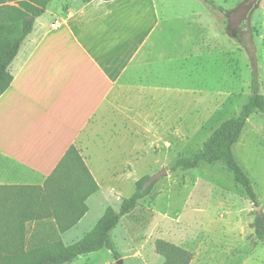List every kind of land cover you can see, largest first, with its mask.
Here are the masks:
<instances>
[{"label": "rangeland", "instance_id": "rangeland-1", "mask_svg": "<svg viewBox=\"0 0 264 264\" xmlns=\"http://www.w3.org/2000/svg\"><path fill=\"white\" fill-rule=\"evenodd\" d=\"M161 1L171 12L191 16L185 22L192 28L191 44L174 51L175 60L161 67L167 72L166 90L159 92L152 107L144 104L142 119L135 123L131 120L135 115H123V178L113 179L110 192L91 199L88 215L62 240L65 245L80 240L107 207L119 211L137 181L166 170L168 175L155 182L150 195L112 232L123 264H163L155 252L158 239L191 252V264H264V243L252 228L257 207L231 173L206 163L188 171L170 170L179 158L194 154L224 121L239 114L251 94L254 68L264 95V0L251 19L254 63L238 37L228 31L226 12L245 0H210L225 12L211 10L203 0ZM57 8H61L57 2L50 6L54 12ZM233 154L252 181L264 214V114L248 120ZM28 228L29 239L34 224ZM71 264H117V260L103 249Z\"/></svg>", "mask_w": 264, "mask_h": 264}, {"label": "crops", "instance_id": "crops-1", "mask_svg": "<svg viewBox=\"0 0 264 264\" xmlns=\"http://www.w3.org/2000/svg\"><path fill=\"white\" fill-rule=\"evenodd\" d=\"M54 2L61 4L55 12ZM189 20L161 0H53L8 67L0 185L43 186L75 146L96 194L110 192L112 180L123 178V115L137 123L144 104L165 92L161 67L190 46Z\"/></svg>", "mask_w": 264, "mask_h": 264}, {"label": "trees", "instance_id": "trees-1", "mask_svg": "<svg viewBox=\"0 0 264 264\" xmlns=\"http://www.w3.org/2000/svg\"><path fill=\"white\" fill-rule=\"evenodd\" d=\"M1 1L0 96L13 81L9 65L32 32L36 18L45 13L53 0H9L16 1L17 5ZM203 1L211 10L225 12L212 1ZM260 87L258 72L254 70L251 94L239 114L224 121L194 154L179 158L170 170H193L202 163L221 165L258 207L252 181L235 159L233 147L248 120L255 114H264ZM148 179L147 176L137 181L134 193L123 199L119 211L107 207L94 228L70 245L64 244L62 235L82 220L88 212L87 200L100 190L75 146L69 148L43 186L0 185V264H71L80 256L103 249L110 251L115 260L121 259L112 232L123 217L130 215L150 195L155 182L144 188ZM30 224H34V230L28 239ZM252 228L256 238L264 243V214L256 216ZM155 252L164 259L163 264H191L193 260L191 252L163 239L156 240Z\"/></svg>", "mask_w": 264, "mask_h": 264}, {"label": "water", "instance_id": "water-1", "mask_svg": "<svg viewBox=\"0 0 264 264\" xmlns=\"http://www.w3.org/2000/svg\"><path fill=\"white\" fill-rule=\"evenodd\" d=\"M262 1L263 0H245L236 9L226 12V16L228 17L229 35H239L238 41L244 45L245 49L247 50L252 59V63H254L255 61V46L252 42L253 33L251 28V19L253 13L258 9ZM246 35H248L249 38H246ZM167 175L168 172L166 170H162L156 175L149 177V179L145 182L144 188L149 187L151 184ZM255 210L257 212V215H263L260 206L257 207ZM117 264L123 263L119 259L117 260Z\"/></svg>", "mask_w": 264, "mask_h": 264}, {"label": "built area", "instance_id": "built-area-1", "mask_svg": "<svg viewBox=\"0 0 264 264\" xmlns=\"http://www.w3.org/2000/svg\"><path fill=\"white\" fill-rule=\"evenodd\" d=\"M56 24H57V23H53V24H52V28H55V27H56Z\"/></svg>", "mask_w": 264, "mask_h": 264}, {"label": "flooded vegetation", "instance_id": "flooded-vegetation-1", "mask_svg": "<svg viewBox=\"0 0 264 264\" xmlns=\"http://www.w3.org/2000/svg\"><path fill=\"white\" fill-rule=\"evenodd\" d=\"M237 37H239V35H237ZM245 37H246V38H249V36H248V35H246Z\"/></svg>", "mask_w": 264, "mask_h": 264}]
</instances>
